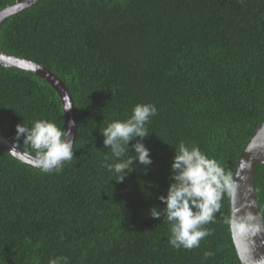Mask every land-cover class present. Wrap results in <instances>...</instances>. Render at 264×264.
<instances>
[{
    "label": "trees",
    "instance_id": "16d2710c",
    "mask_svg": "<svg viewBox=\"0 0 264 264\" xmlns=\"http://www.w3.org/2000/svg\"><path fill=\"white\" fill-rule=\"evenodd\" d=\"M17 1L0 0V10ZM0 50L57 76L76 119L74 156L59 171L45 173L0 147V264L57 256L67 264H241L227 192L203 226L211 234L191 250L173 248L164 213L153 219L149 210L165 207L158 197L167 194L181 142L234 178L264 122V0H39L1 23ZM148 103L158 110L143 140L152 163L134 162L117 182L104 167L105 156L118 161L100 130ZM41 119L65 129L55 89L0 65V135L13 144L17 124ZM254 189L264 217V164Z\"/></svg>",
    "mask_w": 264,
    "mask_h": 264
},
{
    "label": "clouds",
    "instance_id": "9594fccd",
    "mask_svg": "<svg viewBox=\"0 0 264 264\" xmlns=\"http://www.w3.org/2000/svg\"><path fill=\"white\" fill-rule=\"evenodd\" d=\"M71 109L66 106L64 112ZM153 104H137L131 115L125 120H113L100 130L104 137L103 145L111 150L112 157L118 162H109L105 156L104 167L123 182L127 175L135 171V163L151 165L150 149L143 140L149 136L147 125L157 115ZM74 121H69V128L58 127L48 120H35L30 126L22 123L16 125L13 148L22 144L30 147L35 153L34 164L45 173L59 171L62 165L71 161L74 156V143L71 128ZM139 138V139H137ZM136 142L130 144L131 141ZM130 148L134 150L129 154ZM171 164V180L166 195L158 199L165 205L161 210L152 207L149 215L159 219L164 213V221L170 224L169 244L176 249L181 247L193 249L199 247L200 241L211 233L203 228L214 222L215 214L220 208L222 194L233 195L236 184L232 174L225 171L220 163L209 158L198 146L188 147L181 142ZM252 217L249 216L248 220ZM238 232L245 231L243 223H232ZM206 256L211 253H206ZM49 264H67L66 257L57 256L49 260Z\"/></svg>",
    "mask_w": 264,
    "mask_h": 264
},
{
    "label": "water",
    "instance_id": "95a60500",
    "mask_svg": "<svg viewBox=\"0 0 264 264\" xmlns=\"http://www.w3.org/2000/svg\"><path fill=\"white\" fill-rule=\"evenodd\" d=\"M37 1L39 0H18L13 5L0 10V25L6 18L26 10ZM0 65L32 72L46 80L55 89L61 98L63 109L66 106H71L69 111L64 112L65 129L69 128V121L75 122V126L71 128L75 140L74 104L64 83L42 65L8 55L2 50H0ZM12 146V143L0 135L1 148L20 162L38 168L33 162L34 156L29 155L19 147L10 151ZM261 164H264V122L253 133L241 151L233 178L236 190L230 197L231 232L241 264H264V217L260 211L254 189L255 170ZM249 216L252 217L251 220H248ZM233 222L236 224L243 223L245 231L238 232L236 228L232 227Z\"/></svg>",
    "mask_w": 264,
    "mask_h": 264
}]
</instances>
